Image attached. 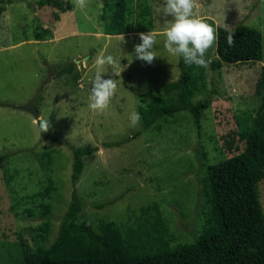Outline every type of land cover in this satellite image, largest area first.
Returning a JSON list of instances; mask_svg holds the SVG:
<instances>
[{"label": "rangeland", "instance_id": "obj_1", "mask_svg": "<svg viewBox=\"0 0 264 264\" xmlns=\"http://www.w3.org/2000/svg\"><path fill=\"white\" fill-rule=\"evenodd\" d=\"M37 1L0 0V264H23L22 240L51 245L73 192L84 204L78 220H117L121 231L136 230L159 212L172 244L190 241L204 222L207 166L244 149L236 116L254 115L261 101L264 0H127L128 22L153 29L117 36L104 33L101 0ZM240 24L260 32L261 61L213 69L217 29ZM181 57L203 63L206 89L194 101L215 88L210 107L198 128L182 111L142 131L139 105L179 79ZM69 63L73 72L54 78ZM39 90L36 121L20 107ZM88 145L97 151L83 157L72 183L71 147ZM49 178L50 197L33 199ZM258 189L264 212V178ZM47 220L46 235L39 228Z\"/></svg>", "mask_w": 264, "mask_h": 264}, {"label": "trees", "instance_id": "obj_2", "mask_svg": "<svg viewBox=\"0 0 264 264\" xmlns=\"http://www.w3.org/2000/svg\"><path fill=\"white\" fill-rule=\"evenodd\" d=\"M101 2L103 13L100 18L106 35L152 31L151 23L148 27L140 23L134 27L128 22L127 0ZM51 3L50 0L37 1L39 7ZM67 7L59 9L63 12L71 9L70 5ZM54 16L59 19L57 14ZM215 50L217 60L211 66L216 70L222 64L259 62L262 36L256 29L241 24L232 30L218 28ZM74 67V63L60 66L54 78L71 74ZM179 67L181 76L176 82L164 85L158 97L139 105L142 131L149 130L159 118L182 111H187L199 127L202 113L210 107L216 89L194 101L206 89L203 63L181 57ZM256 93L261 101L255 114L242 112L235 119L238 138L244 142V149L237 155L208 165L204 172V203L201 206L204 222L193 239L172 244V235L159 212L151 226L144 225L136 230L127 227L129 229L121 231L117 220H78L84 204L73 192L51 245L32 248L20 241L23 264H264V212L258 189L259 181L264 178V70L256 83ZM140 133L116 143V146L130 142ZM106 147L112 146L107 144ZM71 151V181L75 183L83 170V157L96 152L97 148L73 146ZM13 172L18 177L19 171ZM9 173V170L5 171L7 182L14 177L8 176ZM48 181L42 191L32 196L33 199L50 197L54 187L50 178ZM43 207L47 216L50 206ZM154 209L157 210V205L148 207L147 213ZM49 227L47 220L39 230L47 235Z\"/></svg>", "mask_w": 264, "mask_h": 264}, {"label": "water", "instance_id": "obj_3", "mask_svg": "<svg viewBox=\"0 0 264 264\" xmlns=\"http://www.w3.org/2000/svg\"><path fill=\"white\" fill-rule=\"evenodd\" d=\"M39 92H40V90L32 97V99L29 102H27L25 105L20 107L21 110L31 114V116L36 121L39 120V113H38L37 107L35 105V100H36L37 95L39 94Z\"/></svg>", "mask_w": 264, "mask_h": 264}, {"label": "clouds", "instance_id": "obj_4", "mask_svg": "<svg viewBox=\"0 0 264 264\" xmlns=\"http://www.w3.org/2000/svg\"><path fill=\"white\" fill-rule=\"evenodd\" d=\"M249 63V62H248Z\"/></svg>", "mask_w": 264, "mask_h": 264}]
</instances>
